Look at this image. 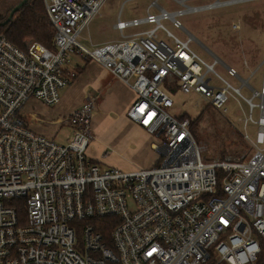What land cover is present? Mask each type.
Listing matches in <instances>:
<instances>
[{"label": "built area", "instance_id": "obj_1", "mask_svg": "<svg viewBox=\"0 0 264 264\" xmlns=\"http://www.w3.org/2000/svg\"><path fill=\"white\" fill-rule=\"evenodd\" d=\"M104 1L43 0L52 47L0 33V264H203L210 249L226 264H252L264 248V74L259 91L240 78L252 90L251 98L242 96L249 108L244 130L249 121L257 128L246 162L204 160L189 117L168 113L173 101L163 88L198 93L221 112L228 92L241 96L215 64L239 78L236 69L217 57L200 58L176 15L245 0H172L181 6L175 11L151 0L144 16L131 20H122L120 9L113 25L120 38L87 48L77 38ZM164 19L187 38L168 30ZM231 27L239 30L240 24ZM127 28L132 30L124 33ZM72 53L133 88L127 116L153 136L156 165L101 167L87 155L94 139L92 98L64 118L73 130L66 143L29 127L26 103L56 104L76 77L67 68ZM244 138L249 140L245 132ZM14 200H21L20 211ZM107 216L113 226L105 239L92 220Z\"/></svg>", "mask_w": 264, "mask_h": 264}, {"label": "rangeland", "instance_id": "obj_2", "mask_svg": "<svg viewBox=\"0 0 264 264\" xmlns=\"http://www.w3.org/2000/svg\"><path fill=\"white\" fill-rule=\"evenodd\" d=\"M18 1L1 0L0 15L7 14ZM150 1L105 0L77 40L87 48H92L119 39L120 33L113 25L120 9V18L131 20L144 16L146 6ZM211 1L213 0H193L191 3ZM157 3L167 11L181 8L172 0H157ZM176 19L191 34L190 47L200 58L206 62H212L214 57H217L236 69L239 78L229 76L221 63L215 64V70L223 78L233 87L240 88L241 96L233 91L228 92L226 103L223 106L225 111L221 112L208 105L207 100L198 93H183L177 88L170 90L164 85L163 88L173 101V105L168 107L167 111L175 117L187 115L191 119L197 118V121L192 124V129L199 135L198 138H194L202 150L201 156L204 160L221 158L220 151H225L224 158H240L242 162H246L255 151L254 141L257 128L249 121L244 130V119L249 116V108L243 97L251 98L252 90L241 85V79L247 80L249 85L257 91L263 84L264 0H245L209 10L184 13L176 15ZM233 22L240 24L239 30L232 29ZM162 24L181 39L187 38V34L169 20H162ZM131 30L132 28H127L124 33ZM75 58L74 54L70 56V60ZM253 101L258 102L259 98L254 97ZM252 116L254 119L257 118V109L253 111ZM67 132L68 127L63 125L54 136V140L63 142ZM244 132L248 134L249 140L244 138ZM116 147V144L110 143L103 151L111 153ZM131 148L133 149L132 146ZM242 154H244L243 158H241ZM136 157L144 160L147 154L137 152ZM98 163L101 167H108L101 162ZM76 237L81 240L80 230Z\"/></svg>", "mask_w": 264, "mask_h": 264}, {"label": "crops", "instance_id": "obj_3", "mask_svg": "<svg viewBox=\"0 0 264 264\" xmlns=\"http://www.w3.org/2000/svg\"><path fill=\"white\" fill-rule=\"evenodd\" d=\"M72 54L76 57L74 60H70ZM72 54L67 68L75 70L76 77L61 89L60 100L56 104L48 106L36 99L26 103L23 111L29 127L54 139L66 125L68 132L63 142H59L66 143L73 130L63 121L64 118L82 102L92 98L94 109L90 130L94 139L86 149L87 155L96 162L122 170L156 165L158 154L152 147L153 136L127 116V110L136 99L133 88L98 62ZM110 143L116 144V149L111 153L103 151ZM137 152L147 154V158L138 159Z\"/></svg>", "mask_w": 264, "mask_h": 264}, {"label": "trees", "instance_id": "obj_4", "mask_svg": "<svg viewBox=\"0 0 264 264\" xmlns=\"http://www.w3.org/2000/svg\"><path fill=\"white\" fill-rule=\"evenodd\" d=\"M53 27L47 16L43 0H27V2L20 7L5 25L0 26V33H3L9 40L13 42L20 41L23 37H33L43 45L52 47ZM210 105V104H208ZM211 106V105H210ZM199 115V114H198ZM182 117H189L183 115ZM190 119V129L194 137L198 138L199 135L192 129V124L197 121V118ZM220 157L224 158L225 151H220ZM21 202V200H14V203ZM21 204V203H20ZM20 211V207L17 208ZM96 229L103 233L105 239H108L112 228L113 217H96L92 220ZM203 264H226L220 261L219 258L209 250V257ZM252 264H264V248L257 256Z\"/></svg>", "mask_w": 264, "mask_h": 264}, {"label": "water", "instance_id": "obj_5", "mask_svg": "<svg viewBox=\"0 0 264 264\" xmlns=\"http://www.w3.org/2000/svg\"><path fill=\"white\" fill-rule=\"evenodd\" d=\"M27 2V0H20L17 4H15L12 9L9 11L8 17L4 20V21H0V26L5 25L7 22L10 21V19L12 18L13 14L20 8L22 7L25 3Z\"/></svg>", "mask_w": 264, "mask_h": 264}, {"label": "flooded vegetation", "instance_id": "obj_6", "mask_svg": "<svg viewBox=\"0 0 264 264\" xmlns=\"http://www.w3.org/2000/svg\"><path fill=\"white\" fill-rule=\"evenodd\" d=\"M19 1H20V0H19ZM19 1H18V2H19ZM0 2H1V0H0ZM18 2H17V3H18ZM17 3H16V4H17ZM13 6H14V5H13ZM13 6H12V7H13ZM12 7L9 9V11L12 9ZM9 11H8L7 14H2V15H0V21H4V20L8 17ZM14 14H15V13H14ZM14 14H13V16H14ZM13 16H12V17H13ZM11 19H12V18H11Z\"/></svg>", "mask_w": 264, "mask_h": 264}]
</instances>
